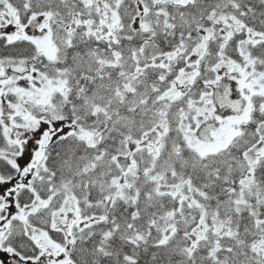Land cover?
<instances>
[{"label": "snow or ice", "instance_id": "obj_1", "mask_svg": "<svg viewBox=\"0 0 264 264\" xmlns=\"http://www.w3.org/2000/svg\"><path fill=\"white\" fill-rule=\"evenodd\" d=\"M0 264H264V0H0Z\"/></svg>", "mask_w": 264, "mask_h": 264}]
</instances>
